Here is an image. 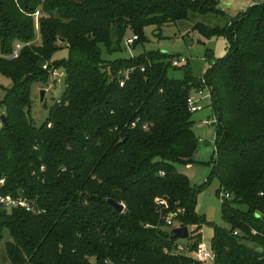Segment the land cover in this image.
I'll return each mask as SVG.
<instances>
[{
  "label": "trees",
  "instance_id": "obj_1",
  "mask_svg": "<svg viewBox=\"0 0 264 264\" xmlns=\"http://www.w3.org/2000/svg\"><path fill=\"white\" fill-rule=\"evenodd\" d=\"M253 3L223 28L192 27L205 37L224 36L229 46L204 74L216 118L205 184L215 177L216 194L229 195L220 211L228 228L214 226L213 264H264V0ZM211 12L222 14L219 0H0V75L9 80V87L0 84V116L7 120H0V194L43 210L0 207L10 264H192L187 254L200 244L205 219L176 165L196 158L200 140L187 98L202 81L187 61L174 67L175 57L165 53L106 61L101 50L111 56L122 51L127 32L137 37L134 47L147 27ZM37 35V46L9 58L16 42L25 46ZM61 50L67 56L54 63L64 67L65 89L36 126L31 87L47 83L42 65ZM170 67H181L183 77H169ZM163 197L171 209H184L177 225L196 226L185 241L188 252L178 256L164 253L179 240L160 220L154 201Z\"/></svg>",
  "mask_w": 264,
  "mask_h": 264
},
{
  "label": "rangeland",
  "instance_id": "obj_2",
  "mask_svg": "<svg viewBox=\"0 0 264 264\" xmlns=\"http://www.w3.org/2000/svg\"><path fill=\"white\" fill-rule=\"evenodd\" d=\"M253 4V0H219V8L222 10V14H215L214 12L205 15L193 14L187 21H180L174 24L162 26L160 29L152 26L147 27L144 30L142 42L138 43L134 47H132L133 44H127L126 40L133 37L130 32H127L121 44V52L114 53L109 56L107 52L102 49L101 57L106 61H113L120 58L137 56L144 52L165 53L168 57H184L187 59V65H184L188 68L191 75L195 79L201 80L204 77L206 70L212 67L216 60L221 59L228 54L229 46L224 36L205 37L192 30L193 25L197 24L201 25V27L207 26L211 28H223L225 25L227 26L230 21L236 19L239 14L245 12ZM34 25L35 31L37 32V17H35ZM39 42V35H37V38L32 43H28L24 46L20 42H16L13 48L20 45L21 51L24 47H35ZM61 43L62 41H59L58 45ZM66 56L67 51L61 50L54 54L53 58L47 60L43 65L48 64L50 66L53 64L54 67H57L54 62L56 60H61ZM168 76L180 79L183 77V70L181 67L177 69L170 67L168 69ZM0 84L4 87H9V80L0 75ZM46 87L47 83L45 81L35 82L31 87V105L29 116L36 126L43 122L49 109L62 96L65 89L64 81L56 82L50 92L46 93L45 105H43L39 100V91ZM207 95L208 91L206 89L203 90L201 94L203 98L200 103L203 110L193 113L192 115V119L194 121L193 131L200 140L194 163L189 167L185 165H176V170L177 172L183 174V176L188 180L190 186L195 189L196 200L194 208L196 213L205 219V224H203L201 230H199L201 231V243L210 247L214 234V226L228 228V224L221 219L220 195L218 196L215 192L218 189L217 179L212 177L209 182L205 184L215 158L214 137L216 130L213 122H211V125L209 126L203 124V120H212L210 99L205 97ZM2 96L3 92L0 91V99ZM239 208L245 209L241 206ZM175 227H178V225L175 224ZM7 241L8 236L5 234L3 241L0 242V264H10L7 259L4 258L3 248L4 243Z\"/></svg>",
  "mask_w": 264,
  "mask_h": 264
},
{
  "label": "built area",
  "instance_id": "obj_3",
  "mask_svg": "<svg viewBox=\"0 0 264 264\" xmlns=\"http://www.w3.org/2000/svg\"><path fill=\"white\" fill-rule=\"evenodd\" d=\"M136 40H137V37L133 36L132 38L127 39L126 41L128 45H132L133 42ZM20 49H21L20 45L15 46V48H13L11 53L9 54V58L10 59L18 58ZM186 61L187 59L184 57H175L172 59V66L178 67L182 64H185ZM42 69L48 73L47 87L43 88L45 90V93H49L50 90L56 84V82L64 81L63 78H65V70L63 69V67H54L53 64L50 66L48 64H45L42 66ZM128 78H129V75L125 73L122 79H120L119 85L123 86L125 81L128 80ZM201 81H202L203 87L197 88L187 98V107H188L189 112L191 113H197L203 110L200 105L201 100L203 98L201 96L203 90L206 89L208 91V95L205 97L207 99H210L211 101V93H210V90L206 87L204 77L201 79ZM211 122H213L214 125L216 123V118L213 115H212V120H209V119L203 120L204 125L209 126L211 125ZM1 127H2V123L0 122V128ZM161 175L163 174L161 173ZM3 182L4 181L1 180L0 184H2ZM228 197L229 195L227 193H221L220 198H219L220 202L222 203L224 199H227ZM155 205L158 210H161L160 220L164 223V227L168 228L170 231L171 229L177 228L175 227V224H176L175 217L177 215L178 216L183 215L185 212L184 209L179 206H175L173 209H171L168 199L164 197L155 199ZM0 207L7 211L21 208V209H24L26 212L33 213V214L43 213V210L37 207L35 202L30 201L27 198L22 197V196L13 198L11 196H2L0 194ZM150 227L151 226H149L148 224L144 225V228H150ZM178 227H183V226L178 225ZM187 229L189 232L188 238L193 237L195 235L194 231L196 229V226L187 227ZM199 233L201 234V232ZM186 240H179L180 242L178 241L176 245L172 247L171 250L164 249V253L165 254L169 253L173 256H178L180 254L188 252V245L185 243ZM187 255L192 258V264H213L215 260V254L212 251V249L208 247V245L202 244L201 242L198 245L196 250L190 253L188 252Z\"/></svg>",
  "mask_w": 264,
  "mask_h": 264
},
{
  "label": "water",
  "instance_id": "obj_4",
  "mask_svg": "<svg viewBox=\"0 0 264 264\" xmlns=\"http://www.w3.org/2000/svg\"><path fill=\"white\" fill-rule=\"evenodd\" d=\"M254 1H260V0H254ZM45 90L41 89L39 91V100L40 103L43 102L44 98H45ZM0 120L4 125H7V120L5 115H1L0 116ZM107 204L113 208V210L117 213V214H121L124 210V206L121 204L116 203L113 200L108 199L107 200ZM170 234L177 240H186L189 236V232L186 226L183 227H177L174 229H171ZM258 251L260 252L261 250L258 249Z\"/></svg>",
  "mask_w": 264,
  "mask_h": 264
},
{
  "label": "crops",
  "instance_id": "obj_5",
  "mask_svg": "<svg viewBox=\"0 0 264 264\" xmlns=\"http://www.w3.org/2000/svg\"><path fill=\"white\" fill-rule=\"evenodd\" d=\"M190 165H188V167H189ZM201 232V231H200Z\"/></svg>",
  "mask_w": 264,
  "mask_h": 264
}]
</instances>
